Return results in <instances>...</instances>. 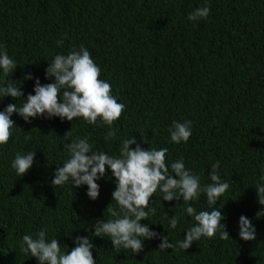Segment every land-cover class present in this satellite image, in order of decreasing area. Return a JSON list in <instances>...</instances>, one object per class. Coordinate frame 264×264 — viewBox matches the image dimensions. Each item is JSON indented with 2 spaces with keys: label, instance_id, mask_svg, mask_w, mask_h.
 Here are the masks:
<instances>
[{
  "label": "trees",
  "instance_id": "obj_1",
  "mask_svg": "<svg viewBox=\"0 0 264 264\" xmlns=\"http://www.w3.org/2000/svg\"><path fill=\"white\" fill-rule=\"evenodd\" d=\"M202 6L210 8L208 18L189 21L188 14ZM81 45L126 110L110 140L99 120L91 125L82 118L37 117L28 123L13 114L17 128L0 146V264H39L20 249L25 234L35 236L41 229H47L49 240L57 238L62 252L75 247L76 237H89L97 264H264V206L256 191L264 183V0H0V46L18 64L8 78L23 81L25 99L34 94L36 78L42 85L54 82L46 69L56 54ZM25 74L34 78L24 80ZM5 79L0 72V86ZM10 103L20 107L24 100L4 97L0 111ZM188 120L190 139L173 143V121ZM85 136L94 151L110 156H118L121 142L132 136L143 149L167 148L169 171L183 158L202 185L210 183L208 171L218 160L221 179L230 187L216 207L224 205L222 223L230 238L202 237L186 251L159 250L160 239L145 240L144 250L135 254L115 250L108 236L95 237L96 221L112 218L105 212L111 203L117 208L111 170L97 181L96 200L86 195V185L52 186L57 167L69 158L65 145ZM29 151L36 152L35 162L20 177L12 162L17 153ZM152 203L156 215L141 223L169 242L183 240L195 225L182 198L163 201L158 191ZM189 203L197 212L215 207L204 194ZM175 213L181 219L172 229ZM241 215L252 221L254 241L239 238Z\"/></svg>",
  "mask_w": 264,
  "mask_h": 264
},
{
  "label": "clouds",
  "instance_id": "obj_2",
  "mask_svg": "<svg viewBox=\"0 0 264 264\" xmlns=\"http://www.w3.org/2000/svg\"><path fill=\"white\" fill-rule=\"evenodd\" d=\"M209 14L210 8L202 6L190 12L187 19L196 22L207 19ZM66 38L65 36L57 41V47H62ZM48 65L46 78H54V82L42 85L36 78L34 94H28L25 99L21 90L23 81L13 82L8 78L12 76L18 64L0 46V72L7 78L4 86H0V100L4 97H11L16 101L19 98L24 100L20 107H17V103H10L0 111V146L9 143L14 129L17 128L12 119L14 113L28 123L37 117H59L62 121L66 119L70 122L82 118L91 125H96L99 120L109 129L105 140L115 138L116 129L113 125L122 117L126 106L118 102V97L113 95L112 85L101 78L102 70L87 48L81 45L79 49L72 48L66 55L56 54ZM33 78L31 74L24 75V80ZM169 133L173 143H186L192 135V121H173ZM141 137L143 143H150L147 136ZM89 141V136L76 137L65 145L69 158L62 167H57L53 174L52 186L55 188L70 183L72 188H80L86 185V195L96 200L100 192L97 181L105 177L106 169L111 170L116 181L112 201L116 202L118 210L112 203L106 208L105 212L112 218L96 221L93 225L95 237L108 236L115 250H131L135 254L144 250L145 240L160 239L159 250L178 247L186 251L202 237L214 238L219 233L222 240L230 238L226 225L222 223L225 220L221 214L224 205L216 207L217 201L230 187L227 181L221 179L218 160L208 171L210 183L202 185L200 175L187 169L183 158L173 161L171 172L169 171L167 148L143 149L132 136L121 142L118 156H110L105 152L94 151L93 144ZM35 156L36 152L33 151L16 154L11 166L18 176L23 177L29 172L35 162ZM261 181H264V175L261 176ZM158 191L162 193L163 201L179 202L182 198L183 204L187 205V215L195 221V225L187 229L185 238L176 244L169 242L168 236H160L150 230L148 225L141 223L148 220L150 215H156L157 209L152 206V197ZM256 191L259 204L264 206V183L258 184ZM201 194L206 195L210 207L215 205L210 211L197 212L196 208L190 205L189 202L198 200ZM179 205L177 204L176 208ZM180 219V215L175 213L169 220V226L172 229L177 228ZM46 231L47 229H41L35 236L25 234L22 237L21 252L30 253L39 264H97L93 258L94 244L89 237H76L75 247L70 252H62L57 238L49 240ZM238 235L245 242L256 239V229L246 216L241 215L239 218Z\"/></svg>",
  "mask_w": 264,
  "mask_h": 264
}]
</instances>
